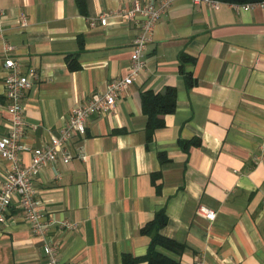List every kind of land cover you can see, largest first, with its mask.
Wrapping results in <instances>:
<instances>
[{
	"label": "crops",
	"instance_id": "crops-1",
	"mask_svg": "<svg viewBox=\"0 0 264 264\" xmlns=\"http://www.w3.org/2000/svg\"><path fill=\"white\" fill-rule=\"evenodd\" d=\"M134 1L0 0V138L9 127L4 59L37 76L22 101V166L76 105L127 75L140 23L124 12ZM180 56L191 60L183 72ZM143 59L114 111L92 115L84 135L71 138L69 162L58 158L33 181L60 264L145 256L150 238L141 229L158 212L166 218L159 234L183 249L157 251L177 264H264V9L177 0ZM166 87L176 90L175 110L148 136L141 94ZM8 170L0 158V185ZM200 205L214 221L197 215ZM5 217L0 264H45L43 237L30 231L16 197Z\"/></svg>",
	"mask_w": 264,
	"mask_h": 264
},
{
	"label": "built area",
	"instance_id": "built-area-1",
	"mask_svg": "<svg viewBox=\"0 0 264 264\" xmlns=\"http://www.w3.org/2000/svg\"><path fill=\"white\" fill-rule=\"evenodd\" d=\"M177 0H158V2H147L141 4L133 2L130 10L124 12L126 20L139 21L140 26L135 38L132 41V52L130 55V66L127 75L111 79L105 92L100 94L83 105H76L63 126L58 130V135L52 136L49 142L41 148L31 150L30 163L22 166L19 152L24 148L19 144V139L23 130L21 118L22 101L25 93L33 87L36 73L29 68L26 71L20 70L12 58L4 59V92L8 101L6 111L9 115V127L7 136L0 138V158L9 163V170L5 174L0 185V224L5 222V215L13 197L18 200L20 209L25 214V220L30 231L34 235L43 237V251L46 256L45 264H60L56 246L47 236L48 223L42 220L39 210V202L35 199L34 179L39 171L54 164L58 158L66 164L71 159L67 144L73 136H83L86 122L94 114L112 113L116 106V100L132 82L139 76L144 68L143 51L150 42L154 27L162 15L167 12ZM194 4L204 3L211 8H216L218 2L212 0H191ZM237 9L249 10L254 7L264 9V1L234 5ZM107 18L101 16L99 22L102 26L106 24ZM7 52L12 50L10 45L5 46ZM197 215L212 222L216 213L204 206L197 208ZM63 229L74 230L76 226L68 222L62 224Z\"/></svg>",
	"mask_w": 264,
	"mask_h": 264
},
{
	"label": "trees",
	"instance_id": "trees-1",
	"mask_svg": "<svg viewBox=\"0 0 264 264\" xmlns=\"http://www.w3.org/2000/svg\"><path fill=\"white\" fill-rule=\"evenodd\" d=\"M218 3L242 5L247 3L261 2L264 0H212ZM191 62L185 56H180V70L183 72V61ZM186 83L191 85V76L185 74ZM176 90L173 87H166L160 93L145 91L141 94V112L147 117L146 132L150 136L155 130L163 127L162 117L170 115L175 110ZM166 224V218L163 212H158L154 218L148 222L142 229L141 234L150 238L148 252L141 258L130 259L123 258L122 264H132L137 262H146L147 264H177L174 260L164 257L157 251L161 247L173 253H180L183 247L159 234V230Z\"/></svg>",
	"mask_w": 264,
	"mask_h": 264
}]
</instances>
